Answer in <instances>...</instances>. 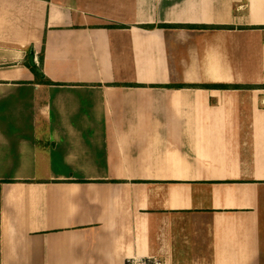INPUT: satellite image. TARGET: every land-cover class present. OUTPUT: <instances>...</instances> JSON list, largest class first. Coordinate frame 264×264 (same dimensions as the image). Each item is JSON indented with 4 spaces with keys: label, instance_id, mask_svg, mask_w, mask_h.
Listing matches in <instances>:
<instances>
[{
    "label": "crops",
    "instance_id": "crops-1",
    "mask_svg": "<svg viewBox=\"0 0 264 264\" xmlns=\"http://www.w3.org/2000/svg\"><path fill=\"white\" fill-rule=\"evenodd\" d=\"M0 254L264 264V0H0Z\"/></svg>",
    "mask_w": 264,
    "mask_h": 264
},
{
    "label": "built area",
    "instance_id": "built-area-1",
    "mask_svg": "<svg viewBox=\"0 0 264 264\" xmlns=\"http://www.w3.org/2000/svg\"><path fill=\"white\" fill-rule=\"evenodd\" d=\"M127 264H163L161 261L156 258L149 257L146 259H129Z\"/></svg>",
    "mask_w": 264,
    "mask_h": 264
},
{
    "label": "water",
    "instance_id": "water-1",
    "mask_svg": "<svg viewBox=\"0 0 264 264\" xmlns=\"http://www.w3.org/2000/svg\"><path fill=\"white\" fill-rule=\"evenodd\" d=\"M30 64L34 66V55L33 54H31L30 56Z\"/></svg>",
    "mask_w": 264,
    "mask_h": 264
},
{
    "label": "trees",
    "instance_id": "trees-1",
    "mask_svg": "<svg viewBox=\"0 0 264 264\" xmlns=\"http://www.w3.org/2000/svg\"><path fill=\"white\" fill-rule=\"evenodd\" d=\"M35 70V69H34ZM36 71V70H35ZM37 74H40V71H39V73H37Z\"/></svg>",
    "mask_w": 264,
    "mask_h": 264
},
{
    "label": "rangeland",
    "instance_id": "rangeland-1",
    "mask_svg": "<svg viewBox=\"0 0 264 264\" xmlns=\"http://www.w3.org/2000/svg\"><path fill=\"white\" fill-rule=\"evenodd\" d=\"M0 256H1V254H0ZM1 261V260H0Z\"/></svg>",
    "mask_w": 264,
    "mask_h": 264
}]
</instances>
